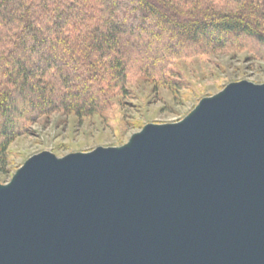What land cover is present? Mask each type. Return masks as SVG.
Listing matches in <instances>:
<instances>
[{
    "label": "water",
    "instance_id": "water-1",
    "mask_svg": "<svg viewBox=\"0 0 264 264\" xmlns=\"http://www.w3.org/2000/svg\"><path fill=\"white\" fill-rule=\"evenodd\" d=\"M0 264H264V84L0 184Z\"/></svg>",
    "mask_w": 264,
    "mask_h": 264
},
{
    "label": "trees",
    "instance_id": "trees-1",
    "mask_svg": "<svg viewBox=\"0 0 264 264\" xmlns=\"http://www.w3.org/2000/svg\"><path fill=\"white\" fill-rule=\"evenodd\" d=\"M242 52L264 60V0H0V164L43 116L105 117L135 79Z\"/></svg>",
    "mask_w": 264,
    "mask_h": 264
},
{
    "label": "rangeland",
    "instance_id": "rangeland-1",
    "mask_svg": "<svg viewBox=\"0 0 264 264\" xmlns=\"http://www.w3.org/2000/svg\"><path fill=\"white\" fill-rule=\"evenodd\" d=\"M182 63L179 69L171 68L172 75L168 76L177 86L161 87L151 79H135L127 95L118 100L117 108L105 117L53 113L39 118L9 146L6 163L0 164V184H8L16 171L39 153L49 152L60 159L98 147H122L148 124L183 120L200 100L230 84H264V60L246 52L217 54L205 61L195 57Z\"/></svg>",
    "mask_w": 264,
    "mask_h": 264
}]
</instances>
